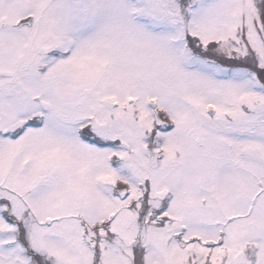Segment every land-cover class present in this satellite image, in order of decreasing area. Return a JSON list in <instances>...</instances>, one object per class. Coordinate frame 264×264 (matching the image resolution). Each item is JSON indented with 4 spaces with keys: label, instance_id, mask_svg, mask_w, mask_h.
I'll list each match as a JSON object with an SVG mask.
<instances>
[{
    "label": "snow or ice",
    "instance_id": "snow-or-ice-1",
    "mask_svg": "<svg viewBox=\"0 0 264 264\" xmlns=\"http://www.w3.org/2000/svg\"><path fill=\"white\" fill-rule=\"evenodd\" d=\"M0 264H264V0H0Z\"/></svg>",
    "mask_w": 264,
    "mask_h": 264
}]
</instances>
